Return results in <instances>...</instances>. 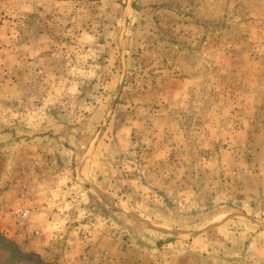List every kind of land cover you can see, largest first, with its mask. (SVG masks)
I'll return each instance as SVG.
<instances>
[{
	"label": "rangeland",
	"instance_id": "374dc122",
	"mask_svg": "<svg viewBox=\"0 0 264 264\" xmlns=\"http://www.w3.org/2000/svg\"><path fill=\"white\" fill-rule=\"evenodd\" d=\"M255 223L264 0H0L6 240L51 264H255L234 244Z\"/></svg>",
	"mask_w": 264,
	"mask_h": 264
},
{
	"label": "crops",
	"instance_id": "0c3cea01",
	"mask_svg": "<svg viewBox=\"0 0 264 264\" xmlns=\"http://www.w3.org/2000/svg\"><path fill=\"white\" fill-rule=\"evenodd\" d=\"M58 224L60 226H62L60 223H58ZM56 225H55V227H56ZM12 228H13V226H12ZM248 232H250L248 238L246 240L242 241L244 231L237 229V226H236V241L234 239V244H236V256H242V258L247 259L248 262H252L255 264H258V263L264 264V224L263 225L258 224V223L250 224V225H248ZM42 236H45L44 240L42 239L43 238ZM40 238L41 239L39 241L32 242L31 246L33 248H36L37 252H39V253L40 252H46V250L44 251L45 246H51L52 245V243L49 240L50 235L48 234V232L45 229H43V232L41 233ZM78 241L79 240L77 239V242ZM60 242H61V247H60V249H58V251L60 253V255L58 256V260H59V262L66 263V257H67L66 246H68L70 244L69 243L70 240H68L67 235H64V236H62V241H60ZM78 245H80V244L78 243ZM55 248H57V247H55ZM245 248H248L247 253L244 254V252H240V251H243V249H245ZM257 253L259 255H256Z\"/></svg>",
	"mask_w": 264,
	"mask_h": 264
},
{
	"label": "trees",
	"instance_id": "16d2710c",
	"mask_svg": "<svg viewBox=\"0 0 264 264\" xmlns=\"http://www.w3.org/2000/svg\"><path fill=\"white\" fill-rule=\"evenodd\" d=\"M0 242H2L3 245H5L6 247H9L12 249V253H11L12 258L19 257V258L28 259V260H32L35 258V259H38L40 264H51V263L44 262L42 258L35 253L21 252L15 244L6 240L1 234H0Z\"/></svg>",
	"mask_w": 264,
	"mask_h": 264
},
{
	"label": "built area",
	"instance_id": "2783aa9c",
	"mask_svg": "<svg viewBox=\"0 0 264 264\" xmlns=\"http://www.w3.org/2000/svg\"><path fill=\"white\" fill-rule=\"evenodd\" d=\"M27 213L26 212H23L22 214L19 215V223L22 225V226H26L27 224ZM105 258H107V255H105Z\"/></svg>",
	"mask_w": 264,
	"mask_h": 264
}]
</instances>
